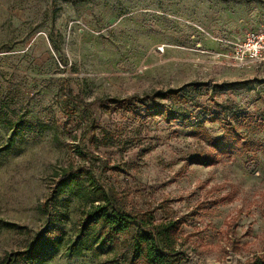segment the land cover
I'll use <instances>...</instances> for the list:
<instances>
[{
	"label": "rangeland",
	"instance_id": "obj_1",
	"mask_svg": "<svg viewBox=\"0 0 264 264\" xmlns=\"http://www.w3.org/2000/svg\"><path fill=\"white\" fill-rule=\"evenodd\" d=\"M260 27L264 0H0V109L30 122L13 145L0 124V218L24 227L0 230V258L23 248L27 231L74 234L85 201L64 192L51 213L37 210L70 164L99 167L128 208L183 221L189 264L264 256V61L231 58ZM67 94L90 106L64 113ZM226 111L242 121L250 150L218 154L209 144ZM208 154L220 160L196 163ZM47 251L46 264L114 256Z\"/></svg>",
	"mask_w": 264,
	"mask_h": 264
},
{
	"label": "trees",
	"instance_id": "obj_2",
	"mask_svg": "<svg viewBox=\"0 0 264 264\" xmlns=\"http://www.w3.org/2000/svg\"><path fill=\"white\" fill-rule=\"evenodd\" d=\"M179 92L180 89L168 90L155 96L165 100L178 96ZM109 101L116 105L126 102L119 99ZM80 106L89 107L90 104L71 94H67L60 105L62 111L69 115L74 114L76 107ZM149 109L153 111L152 115L160 116L164 114L165 107L153 106ZM223 116L222 134L208 139L215 152L230 154L240 147L244 151L250 150L253 143L243 135L242 121L231 119L227 111ZM0 124L13 132L10 145L14 144L16 135L30 126L24 116L12 120L1 109ZM78 152L86 158H97L82 146ZM195 160L196 163L211 164L220 159L208 154L196 156ZM98 168L92 164L63 167L48 198L37 209L41 213H51L49 202L55 201L64 192L85 201L88 207L83 211L72 236L64 230L46 229L35 235L27 231L25 246L7 252L0 258V264H46L53 257L47 250L61 248L75 255L88 251L96 256L104 251L113 252L112 264H189L188 254L179 247L178 232L183 221L177 218L158 220L153 210L128 208L118 197L116 188L101 176ZM4 228L23 230L24 227L0 218V230ZM244 264H264V256L255 255Z\"/></svg>",
	"mask_w": 264,
	"mask_h": 264
},
{
	"label": "built area",
	"instance_id": "obj_3",
	"mask_svg": "<svg viewBox=\"0 0 264 264\" xmlns=\"http://www.w3.org/2000/svg\"><path fill=\"white\" fill-rule=\"evenodd\" d=\"M231 58L240 65L264 61V27L248 29L234 44Z\"/></svg>",
	"mask_w": 264,
	"mask_h": 264
}]
</instances>
